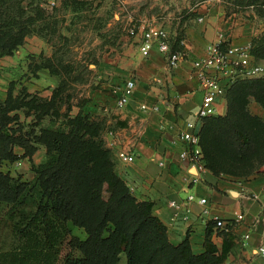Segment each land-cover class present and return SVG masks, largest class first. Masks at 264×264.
<instances>
[{"label":"crops","instance_id":"crops-1","mask_svg":"<svg viewBox=\"0 0 264 264\" xmlns=\"http://www.w3.org/2000/svg\"><path fill=\"white\" fill-rule=\"evenodd\" d=\"M50 1L58 4L60 0H35V4L43 6ZM101 1L110 9L112 23L122 26L124 32L102 53L95 68L94 85L85 90V101L79 108L75 107V113L80 109L93 119L101 120L105 127L102 132L105 145L108 139L114 142L109 149L117 174L138 200L152 202V213L164 224L170 242L177 244L187 237L192 251L200 253L205 250L207 236L216 247V255L225 252L223 260L216 264H264L262 256L255 252V248L264 243V161L247 177H223L205 170L192 181L197 176L196 170L192 171V164L180 157L184 142L179 138L186 121L200 126L196 114L202 89L192 72L191 61L205 56L207 45L219 33L223 34L224 47L249 46L250 49L252 41L264 33V3L247 0ZM140 24L162 27L167 32L170 49L183 50L184 58L169 67L155 43L150 44L146 54L142 53L140 30L130 33V28L137 29ZM49 48L43 37L30 33L11 54L0 57V71L11 75L17 71L15 64L27 52L45 53ZM252 60L264 64V60L257 61L253 55ZM34 72L39 75L37 81L47 80L50 96L59 77L46 68H36ZM128 79L134 82L132 93L127 102L118 107L116 99ZM7 80L1 98L20 81ZM30 84L34 83L24 82L26 86L22 87L29 92ZM214 106L215 114L225 112L224 95L216 98ZM248 108L264 124V107L252 100ZM107 130H112L113 136L108 135ZM119 151L132 154L133 159L120 160ZM188 194H193L194 199L187 201ZM201 197L206 199L203 204L197 201ZM184 207L190 209L187 221L182 220ZM203 208H207L208 213H203ZM239 212L243 218L229 229L215 227L213 216L233 220ZM246 233L248 237H244Z\"/></svg>","mask_w":264,"mask_h":264},{"label":"trees","instance_id":"trees-1","mask_svg":"<svg viewBox=\"0 0 264 264\" xmlns=\"http://www.w3.org/2000/svg\"><path fill=\"white\" fill-rule=\"evenodd\" d=\"M23 0H0V57L11 54L24 37L36 33L51 43L56 21H44L57 9L44 13V6ZM89 0H63L68 5ZM39 17L42 22H39ZM46 29V30H45ZM63 37V36H62ZM258 38L250 53H257ZM45 57L36 68H46L59 77L48 98L30 94L21 88L17 94L8 89L0 98L1 160L18 158L15 146L30 157L38 143L45 157L34 167L31 180L14 177L0 168V221L5 220L16 240L2 253L1 264H216L225 252L216 255V247L206 236L205 250L194 253L188 238L174 244L169 241L162 221L152 213V202L138 200L117 174L112 153L102 140V124L81 110L63 116L55 128L21 131L18 111L27 109L39 122L45 114H56L62 100L63 79ZM226 111L206 117L199 127L200 146L205 167L219 173L211 159L217 145L247 159L253 143L264 148V124L248 114V97L264 107V77L249 81L237 79L225 88ZM85 98L81 100V104ZM246 118L258 125L251 132L239 122ZM254 133V134H253ZM264 151V150H261ZM210 164H208V161ZM264 161V158H262ZM1 166V165H0ZM257 168H255L256 170ZM254 170V171H255ZM82 229L83 238L73 234L68 223ZM69 249L64 251V247ZM73 251L78 252L74 255ZM123 258V259H122ZM123 260V262H121Z\"/></svg>","mask_w":264,"mask_h":264},{"label":"rangeland","instance_id":"rangeland-1","mask_svg":"<svg viewBox=\"0 0 264 264\" xmlns=\"http://www.w3.org/2000/svg\"><path fill=\"white\" fill-rule=\"evenodd\" d=\"M62 1L63 0H60L59 3L56 4L57 9L52 11L51 15L43 16L45 18L43 22H45V20L49 22H52L53 20L56 21V32L51 34V43L44 39L50 45V48L47 49L45 53L40 52L38 54L37 52H27L23 58H20L19 63L15 64L14 68L17 69V71L11 73V75H8L2 70L0 71V98L1 93L5 91L2 87H6L8 82L7 79L11 78L20 80L15 87H10L11 89L13 88V94H17L21 88H25L22 87L26 86L24 85V82L25 84L26 82H31L34 84H30V94H34L41 98H48V85L45 82L47 80L44 82L41 80L37 81L39 75L34 72V66L42 62L45 57L52 56V63L55 64V68L61 72L60 79H63V90L61 91L62 100L59 102V110L53 115L45 114L44 118L36 123L35 120L32 119L33 115L27 113V109H19L17 113L19 116L18 121L17 123H14L13 126H16V124L17 126L19 125L22 132L31 130V128L35 131H38L40 127L55 128L60 120L65 121L63 116H60V118L58 117V112L67 113L69 115L75 114V107L79 108V106H81L80 102L84 98L85 90L94 85L97 76L95 68L102 53L107 47L115 44L116 38L120 33L124 32L122 26L112 23V13L110 12V9L102 4L101 0H89L84 4L77 5H68ZM247 1L258 4L264 3V0ZM28 2L31 3L33 8L35 0H28ZM52 5L53 4L50 3L43 5L45 8V14L48 13L47 11H51L50 9ZM39 11L41 12V10H35V8H33L31 9L30 14L33 16V12L38 13ZM39 18V22H42V18ZM257 43V46H255L257 48V53L252 55L255 60L261 62V60H264V33L258 37ZM262 77H264V72L253 77L243 78V80L249 81ZM224 97L226 104L225 93ZM252 100H254L252 96L248 97L246 104V109L249 115L251 113L248 105ZM212 115L217 114L212 113L208 117ZM95 120L101 122L98 118H95ZM239 124L245 126L248 130H251V132H258L257 123L251 121L249 118L241 120ZM102 128V132H104V125ZM101 137L104 141L103 134H101ZM36 145L37 149L30 157H23V149L15 146L14 149L20 156L14 161L1 160L0 168L4 172H9L10 175L14 177H21L25 180L33 177L35 174L34 167L45 157L44 145L41 143ZM261 150H264V148L256 147L252 143L247 149V153H249L250 156L247 159H237L233 152L227 151L217 145L212 153L211 159L215 163V166L217 167L216 169H219L220 172L214 173L207 167L206 170L223 177H247L254 172L255 168L260 166L261 160L264 158V151ZM208 164H210L209 161ZM191 170L195 171L194 168ZM68 226L73 234L83 238L84 232L82 229L73 226L70 222L68 223ZM15 243L16 240L10 230L9 224L5 220H1L0 255L11 249ZM68 249L67 246L64 247V251H67ZM73 254L78 255L79 253L73 251ZM121 262H123V260H121Z\"/></svg>","mask_w":264,"mask_h":264},{"label":"built area","instance_id":"built-area-1","mask_svg":"<svg viewBox=\"0 0 264 264\" xmlns=\"http://www.w3.org/2000/svg\"><path fill=\"white\" fill-rule=\"evenodd\" d=\"M54 4L53 1L49 2ZM140 30L141 42L139 48L142 53L146 54L150 44L155 43L160 51L165 55L167 65L174 67L178 62L184 58L185 52L183 50H171L168 43L167 32L159 26L151 24H140L137 29L130 28V33H135ZM192 72L197 78L198 83L202 89V98L197 110L196 119L201 122L210 114L215 113V101L217 97L223 96L225 88L237 79L249 78L264 72V64L253 62L249 46H223V34L219 33L216 38L207 45L206 54L201 58L191 61ZM134 82L132 79L125 81L121 87L119 95L116 99V106H123L130 94L132 93ZM141 107L145 105L141 104ZM156 107L154 106L153 109ZM199 127L193 121H186L185 129L179 133V138L184 142V148L180 152V157L185 158L195 168V174L191 180L195 181L198 174L205 171L206 167L202 158V150L200 146ZM108 135L113 136L112 130H107ZM112 139L106 141V145L111 147L113 145ZM117 157L122 161H131L133 155L123 151L117 152ZM194 195L188 194L187 201L193 200ZM197 201L203 204L206 199L198 198ZM175 205V202H170ZM190 209L184 207L182 213V220L187 221ZM203 213H208L207 208H203ZM243 214L236 213L233 220H225L213 216L212 220L215 227L223 230L238 221H241ZM248 237V233L244 234ZM255 252L264 259V243L259 244L255 248Z\"/></svg>","mask_w":264,"mask_h":264}]
</instances>
